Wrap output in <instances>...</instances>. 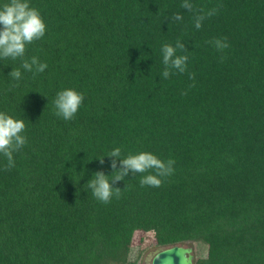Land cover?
Returning a JSON list of instances; mask_svg holds the SVG:
<instances>
[{"label": "trees", "instance_id": "16d2710c", "mask_svg": "<svg viewBox=\"0 0 264 264\" xmlns=\"http://www.w3.org/2000/svg\"><path fill=\"white\" fill-rule=\"evenodd\" d=\"M29 2L47 31L25 58L48 67L0 61V111L27 126L15 167L0 156V264H137L133 237L148 233L158 250L206 245L193 264H264V0ZM223 38V51L210 43ZM177 40L188 71L162 79V46ZM68 88L85 99L66 121L53 101ZM117 147L173 159L174 173L160 187L129 174L102 203L85 185L112 174Z\"/></svg>", "mask_w": 264, "mask_h": 264}, {"label": "clouds", "instance_id": "9594fccd", "mask_svg": "<svg viewBox=\"0 0 264 264\" xmlns=\"http://www.w3.org/2000/svg\"><path fill=\"white\" fill-rule=\"evenodd\" d=\"M181 8L189 12L194 11V5L190 0H183ZM216 11L213 9L203 13L202 10H199L194 17L195 28L199 30L203 26V21L215 15ZM170 20L171 23L182 21L183 16L176 13L170 17ZM0 26H2L0 28V61L20 59L22 61L21 68L25 71L32 72L34 75L43 73L48 67L47 63L41 62L36 56L30 59L25 58L28 46L41 40L47 31L46 22L40 11L32 7L29 0H8L7 3L0 6ZM210 43H213L219 51L229 47L227 38L216 39ZM161 52L162 62L165 66L161 73L162 79H169L174 73L183 74L188 71L189 57L186 54L185 43L180 40L176 41L175 46L165 43ZM8 76L15 82L10 85L9 90L19 87V81L22 79L20 68H13ZM189 79L195 81V73H189ZM189 87H195V83ZM182 94L187 95V92L184 91ZM84 99L83 93L72 88L59 91L53 101L55 114L66 121L74 119L82 107ZM26 127L24 119H16L0 111V156L7 160L5 171L15 167L14 154L20 152L27 144V137L23 134ZM107 156L114 158L111 163L114 170L112 174L106 175L103 171L95 172L92 179L85 185L87 189L91 190L94 198L105 204L110 203L113 197L120 198L121 189L113 185L125 180L129 174L132 176L141 175V187H160L163 180L174 173L175 161L173 159L165 161L151 152L129 154L122 158L121 149L117 147ZM117 159H119V168ZM99 160L104 163V157ZM152 260L153 258L150 257V264Z\"/></svg>", "mask_w": 264, "mask_h": 264}, {"label": "rangeland", "instance_id": "374dc122", "mask_svg": "<svg viewBox=\"0 0 264 264\" xmlns=\"http://www.w3.org/2000/svg\"><path fill=\"white\" fill-rule=\"evenodd\" d=\"M151 234L136 235L133 237V246L130 252V260L136 261L137 264H150L149 258L152 257L157 247L151 244ZM184 247L192 249V254L195 258H204L207 255V247L201 243L184 244ZM193 259V260H194Z\"/></svg>", "mask_w": 264, "mask_h": 264}, {"label": "water", "instance_id": "95a60500", "mask_svg": "<svg viewBox=\"0 0 264 264\" xmlns=\"http://www.w3.org/2000/svg\"><path fill=\"white\" fill-rule=\"evenodd\" d=\"M152 258L151 264H193L194 256L191 248L176 245L160 249Z\"/></svg>", "mask_w": 264, "mask_h": 264}, {"label": "flooded vegetation", "instance_id": "af4514ba", "mask_svg": "<svg viewBox=\"0 0 264 264\" xmlns=\"http://www.w3.org/2000/svg\"><path fill=\"white\" fill-rule=\"evenodd\" d=\"M157 251H159V250H156L155 253H156Z\"/></svg>", "mask_w": 264, "mask_h": 264}]
</instances>
